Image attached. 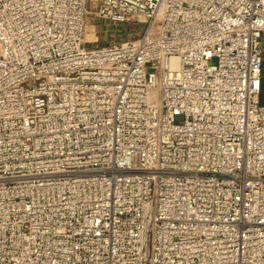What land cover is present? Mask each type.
I'll return each mask as SVG.
<instances>
[{
    "label": "built area",
    "instance_id": "built-area-1",
    "mask_svg": "<svg viewBox=\"0 0 264 264\" xmlns=\"http://www.w3.org/2000/svg\"><path fill=\"white\" fill-rule=\"evenodd\" d=\"M90 14L0 0V264H264V0Z\"/></svg>",
    "mask_w": 264,
    "mask_h": 264
},
{
    "label": "rangeland",
    "instance_id": "rangeland-1",
    "mask_svg": "<svg viewBox=\"0 0 264 264\" xmlns=\"http://www.w3.org/2000/svg\"><path fill=\"white\" fill-rule=\"evenodd\" d=\"M97 4H98V0H89V8L92 14H90L87 18L85 39L88 42H90L88 46H91V47H94V45L104 46V44L99 45L98 43H96L100 35L99 32H102V34L107 35V38L103 37V41H106L107 43L132 40L134 37H138L144 32V29H145L144 25L137 26L134 23L115 24V23H110V22L98 19L93 14V12L97 9ZM89 24H92L95 27V30H94L95 39L94 40L93 39L88 40V25ZM105 30H107V33ZM263 50H264V35H263ZM216 62L217 61L215 60L214 63ZM263 84H264V68H263ZM261 102L264 104V88H263V92L261 95Z\"/></svg>",
    "mask_w": 264,
    "mask_h": 264
},
{
    "label": "bare ground",
    "instance_id": "bare-ground-1",
    "mask_svg": "<svg viewBox=\"0 0 264 264\" xmlns=\"http://www.w3.org/2000/svg\"><path fill=\"white\" fill-rule=\"evenodd\" d=\"M92 39L93 40L95 39L94 27H93V25L89 24L88 25V40H92ZM93 43H95V42H93Z\"/></svg>",
    "mask_w": 264,
    "mask_h": 264
},
{
    "label": "crops",
    "instance_id": "crops-1",
    "mask_svg": "<svg viewBox=\"0 0 264 264\" xmlns=\"http://www.w3.org/2000/svg\"><path fill=\"white\" fill-rule=\"evenodd\" d=\"M92 25V24H91ZM94 27V26H93ZM94 30H95V27H94ZM106 33H107V30H105ZM104 31V32H105ZM99 38H98V41L96 43H98L99 45L101 44H104V45H107L108 43L106 41H103V37H106L107 38V35L106 34H102V32H99ZM263 88H264V84H263Z\"/></svg>",
    "mask_w": 264,
    "mask_h": 264
}]
</instances>
